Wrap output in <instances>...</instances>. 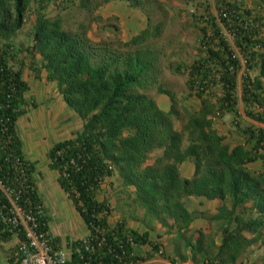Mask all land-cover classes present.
Returning <instances> with one entry per match:
<instances>
[{
    "label": "trees",
    "instance_id": "obj_1",
    "mask_svg": "<svg viewBox=\"0 0 264 264\" xmlns=\"http://www.w3.org/2000/svg\"><path fill=\"white\" fill-rule=\"evenodd\" d=\"M121 1L133 8L144 3ZM109 2L0 0V242L7 243L13 236L19 242L26 241L23 226L14 227L6 220L11 200L24 213L36 216L43 232L49 231L36 179L37 164L26 157L18 130L30 90L24 79L27 67L37 79L55 83L64 104L83 122L80 131L55 142L47 152L48 168L58 173L57 183L83 220L86 236L95 247L93 254L85 250L77 254L74 249L81 247L83 238L72 240L69 247L72 244L73 252L67 264H130L139 260L126 240L143 245L148 233L130 231L124 221L111 226L108 199L97 197L103 183L115 175L123 187L133 189L132 202L144 217L161 225L172 223L188 230L195 215L186 207L189 197L221 202L215 214L204 215L218 228L220 245L216 247L209 237L204 248L202 231H196V243H190L198 264H236L253 246L263 248V252L250 264H264V173L247 167L256 160L264 162L262 7L245 8L241 0H215L217 10L218 2L225 7L226 15L218 18L220 22L215 17H194L204 33L199 40L201 56L177 72L186 73L188 96L197 98L199 105L178 108L174 94L159 87L158 93L171 101L170 109L163 111L145 92L156 83L157 61L146 41L160 34V25L151 30L146 24L130 41H118L124 48L120 50L110 43L91 41L83 23L70 29L62 17L44 13L49 4L66 10L77 3L92 22L103 21L95 11ZM32 5L36 10H31ZM32 16L27 42L14 45L13 39ZM224 31L246 60L247 70H258L254 78L246 73L241 90L242 103L249 108L247 116L260 125L245 129L246 142L252 143L250 150L245 146L231 148L214 127L223 113L235 111L238 101L241 65L232 57ZM155 151L159 153L150 161ZM185 162L194 165L191 178L180 172ZM58 243L59 239H53L54 246ZM16 248L10 255L11 264H19L14 259Z\"/></svg>",
    "mask_w": 264,
    "mask_h": 264
},
{
    "label": "rangeland",
    "instance_id": "obj_2",
    "mask_svg": "<svg viewBox=\"0 0 264 264\" xmlns=\"http://www.w3.org/2000/svg\"><path fill=\"white\" fill-rule=\"evenodd\" d=\"M142 1L139 3L140 5ZM186 1L187 0H144L142 6L133 8L127 1L110 0L109 3L100 6V8L95 11L102 17L103 21L94 22H92L90 18H87L88 13L85 9L77 7V3L75 4L76 6H71L66 10L59 9L55 4H49L44 10V13L50 17H62L65 26L70 29L75 28L76 23H83L88 27V36L91 41L94 43H110L113 48L116 47L120 50L124 48L119 45L118 41H130L141 31H135L136 35H133L134 32H131V27L136 23V20L140 26H143L147 19L149 22L146 24L150 26L151 30L156 28L157 25H160V34L154 37H148L146 41V44L155 51L157 61L155 65L156 83L149 86L145 92L151 98L155 99L162 95L158 93V88L162 87L174 94L178 108H180L181 105L195 107L198 105L199 101L195 97L188 96V91H186L185 86L186 73L177 72V70L191 65L195 59L201 56L199 40L204 33L201 29L202 26L194 22V17L201 15V17L214 18L217 10L215 0L211 1L213 4H210L208 0H194L196 2L193 4H188ZM241 1L242 6L245 8L255 9L257 7H262L261 9L259 8V10L264 13V2L262 0ZM33 9L36 10L35 5H32L31 10ZM28 14L30 15L32 13L29 12ZM148 18L150 20H148ZM32 22L33 16L27 20L25 26L13 39L14 45L27 42V36L29 35ZM243 72L241 71L240 73L242 79L244 77ZM24 79L28 83H31V86L30 90L26 93V103L23 107L25 114L18 122L19 132L25 141L26 153L28 155H26V157L30 161L36 162V169H39V172L43 176L38 174L36 175V179L40 183L43 180L44 183L51 180V176L48 174L45 175V172L46 169L47 171L49 170V168H46L49 163L47 152L55 143L52 137L55 131L52 127L56 119L54 114L50 111L49 103H52V99L55 100L57 88L54 83H47L42 79H37L34 72L27 67L24 70ZM216 93H219L218 90ZM37 94L43 95V97L38 98ZM40 117L42 121L38 120ZM32 122L36 129H34L33 133L37 132L36 137L33 135L31 137V134H28V126H30ZM177 124V126L180 127L182 123L178 120ZM31 129L32 127L30 126L29 130ZM57 137L61 139V136ZM35 150L38 153L37 156H35ZM39 150H41L40 154L38 152ZM158 153L157 151L152 153L150 161ZM103 184L106 186L104 194H106L105 196L107 199L111 200L112 206L116 208V210H114L115 216H117V211L119 210L117 207V199H126L124 204H127V200H129L132 192L130 189L124 188L117 178L111 182L105 181ZM56 185L58 187V184ZM39 190L42 192L45 199L48 198L47 195H50L49 192L48 194L47 191L42 189L40 184ZM127 196L129 197L127 198ZM61 198L65 203V199L62 196ZM49 199L50 198L47 199V202L51 204ZM64 203L58 202L56 204L57 209L55 208L56 206L54 207L56 212L52 211L53 213L52 216L50 215L49 226L54 222H60L62 226H65L66 231H70L72 222L70 221V223H67L69 216ZM119 205L122 207L123 203H119ZM70 224L71 226H69Z\"/></svg>",
    "mask_w": 264,
    "mask_h": 264
},
{
    "label": "crops",
    "instance_id": "obj_3",
    "mask_svg": "<svg viewBox=\"0 0 264 264\" xmlns=\"http://www.w3.org/2000/svg\"><path fill=\"white\" fill-rule=\"evenodd\" d=\"M211 1L212 0H208L210 4H213V2ZM145 25L146 20L143 26H140V24L136 20V23L131 27V32H134L133 35H136L135 31L142 30ZM246 73H248L250 77L254 78L258 75V70L254 68L247 70ZM261 81L264 90V79L261 78ZM242 82V75H240L239 72L237 76L236 92L238 101L235 111H226L225 113H223V115L220 118L216 119V121L214 122V127L217 130L218 134L224 137V142L231 148L236 146H245L247 150H250L252 148V143L246 142L247 136L245 135V129L249 126L257 127L260 125L259 123L249 118L246 114V111L249 110V108H247L241 100ZM29 84L31 86V83ZM37 96L38 98L43 97V95L38 94ZM154 100L163 111H168L171 107V101L166 95L162 94ZM51 101L52 103H49L50 111L52 114H54L56 119L52 127V129H54L55 131L53 132L52 137L55 142H59L60 140L72 137L73 133L80 131L83 122L77 114L67 108L58 92L55 95V100L52 99ZM38 120L42 121V118L40 117ZM60 124L63 128L60 126ZM30 126L32 127L31 130H29ZM30 126H28V134H31V137L32 135L36 137L37 132L33 133L35 129L33 122L30 123ZM57 136H61V139H58ZM21 139L24 144L25 155H27L25 141L22 137ZM40 151L41 150L38 151L39 154ZM37 155L38 153L35 150V156ZM247 167L252 171L264 173V162L262 160L250 162L247 164ZM179 169L183 177L191 178L194 172V165L192 162H185L180 166ZM36 170V175L40 174L42 176V174L39 172V169ZM47 174L51 176V180L44 183L43 180L41 181V183L37 181V184L38 187L40 184L42 189L47 191V193H50V195H47V197L50 198L49 201L51 204L47 202L48 198L45 199V197L42 195V192L39 190L47 212L49 227L48 234L53 239H59V243L56 244L57 248L65 250V252L70 255V242L75 239L84 238L87 235L88 231L80 215L73 207L71 201L67 198L59 185L57 187L56 184H58V173L50 169L47 171L46 169L45 175ZM116 178L118 179V177L115 175L112 179H108L106 181L111 182L113 180H116ZM105 187L106 186L103 184L101 187L103 191L97 195L99 200H103V198L106 197V194H104ZM128 189H130L132 193L130 194V197L127 196V198L129 197V200H127V204H124L126 199H117V207L119 208V210L117 211V216H115L116 208L112 206L111 200L108 199L112 210L111 216L109 217V223L111 224V226H114L116 222L124 221L125 226L128 230L134 231L140 235L145 232L148 233L149 237L146 244L133 246V252L139 258L141 264H198V257H195V259L193 258V252L191 248L192 246H190V243L191 245H194L196 243V231H202L203 235L206 237L203 244L204 248H206L210 243L208 239L209 237L212 238L211 241H213V244L216 247L220 245V235L218 232V228L204 218V215H206L207 213H216L217 208L221 204L219 200L210 201L203 198L189 197L186 202V207L189 212L195 213V215L188 230L185 231L183 229H178L177 226L172 223H170L169 225H161L158 222L148 221L144 217V212L141 209L137 208L132 202L134 198L133 189ZM61 196L65 199V203L63 202ZM58 202L64 203L66 207V211L69 216L67 223H70V221L72 222L70 231H66L65 226L61 225L62 223L54 222V220V223L49 226L50 215L52 216V213L56 212L54 207ZM119 203H123V206L121 207ZM55 208L57 209V206ZM69 226H71V224ZM18 242L19 240L16 236H13L7 243L0 242V264H11L9 260L10 255L13 249L17 247ZM262 252L263 248L253 246L251 249H249V251H247V253H245L238 259L236 264H250L257 260Z\"/></svg>",
    "mask_w": 264,
    "mask_h": 264
},
{
    "label": "built area",
    "instance_id": "obj_4",
    "mask_svg": "<svg viewBox=\"0 0 264 264\" xmlns=\"http://www.w3.org/2000/svg\"><path fill=\"white\" fill-rule=\"evenodd\" d=\"M192 0L191 2H193ZM216 4V3H215ZM219 6V10H217L216 15L214 16L218 22V18L221 15H226L225 7H223L222 3L217 4ZM227 38L230 42V50L232 52V57L238 59L240 61V69L238 73L245 70L243 76H246L247 68H246V60L242 57L239 53L238 49L235 48L232 37L225 31ZM233 69V66H230V70ZM6 193H10L8 190L5 191ZM12 210L10 216L6 219L9 224L16 227L18 224L23 226V232L25 235V242H19L17 248L14 252V259L19 264H67L70 260L71 254L73 252L72 244L69 247L70 255L65 252V250L59 249L54 246L53 239L49 236L48 233L43 232L37 220V217L29 214L24 213L21 208L15 203V200H11ZM39 214H43L42 211L38 212ZM90 238L88 236L80 239L82 241L81 247H75L74 251L77 254H81L82 250L88 253H95V247L90 243ZM126 243L130 246H134V243L131 238H127ZM100 245V244H99ZM123 254L126 252H122ZM82 257V256H81ZM130 264H141L138 260L137 262H130Z\"/></svg>",
    "mask_w": 264,
    "mask_h": 264
},
{
    "label": "clouds",
    "instance_id": "obj_5",
    "mask_svg": "<svg viewBox=\"0 0 264 264\" xmlns=\"http://www.w3.org/2000/svg\"><path fill=\"white\" fill-rule=\"evenodd\" d=\"M197 1H198V0H197ZM194 2H196V1H193V2H189L188 4H190V3H192V4H193Z\"/></svg>",
    "mask_w": 264,
    "mask_h": 264
}]
</instances>
